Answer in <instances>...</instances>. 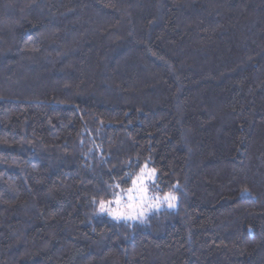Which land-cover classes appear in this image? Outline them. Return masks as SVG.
<instances>
[{"label": "trees", "instance_id": "16d2710c", "mask_svg": "<svg viewBox=\"0 0 264 264\" xmlns=\"http://www.w3.org/2000/svg\"><path fill=\"white\" fill-rule=\"evenodd\" d=\"M0 264H264V0H0Z\"/></svg>", "mask_w": 264, "mask_h": 264}, {"label": "rangeland", "instance_id": "374dc122", "mask_svg": "<svg viewBox=\"0 0 264 264\" xmlns=\"http://www.w3.org/2000/svg\"><path fill=\"white\" fill-rule=\"evenodd\" d=\"M155 178V173L144 167L128 191L119 194L112 202L100 205V213L116 222L134 223L142 221L153 211L175 210L176 199L172 195H159L154 187Z\"/></svg>", "mask_w": 264, "mask_h": 264}, {"label": "snow or ice", "instance_id": "6c2138e0", "mask_svg": "<svg viewBox=\"0 0 264 264\" xmlns=\"http://www.w3.org/2000/svg\"><path fill=\"white\" fill-rule=\"evenodd\" d=\"M133 183H135V181H133ZM173 199H175V197H172ZM102 208H103V205H102Z\"/></svg>", "mask_w": 264, "mask_h": 264}]
</instances>
